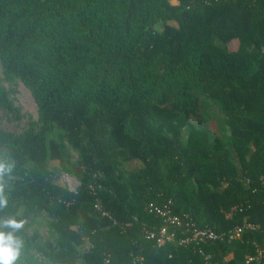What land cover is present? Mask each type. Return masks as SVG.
<instances>
[{
  "label": "trees",
  "instance_id": "obj_1",
  "mask_svg": "<svg viewBox=\"0 0 264 264\" xmlns=\"http://www.w3.org/2000/svg\"><path fill=\"white\" fill-rule=\"evenodd\" d=\"M0 61L42 121L26 138L0 130L15 161L0 217L25 220L22 238L44 213L57 234L26 249L54 264H264V0H0ZM198 93L229 146L202 127L182 140ZM55 126L80 153L75 189L47 162ZM157 207L217 239L148 238L165 223Z\"/></svg>",
  "mask_w": 264,
  "mask_h": 264
},
{
  "label": "rangeland",
  "instance_id": "obj_2",
  "mask_svg": "<svg viewBox=\"0 0 264 264\" xmlns=\"http://www.w3.org/2000/svg\"><path fill=\"white\" fill-rule=\"evenodd\" d=\"M171 1L173 3L177 2V0ZM1 91L5 92L10 105L6 106L0 103V130L23 138L36 134L42 125V121L33 94L19 77L7 75L0 61ZM195 100V107L188 118V124L181 130L182 140H187L192 127H202L208 130L213 138L219 139L223 144L229 146L230 127L224 123L223 112L219 110L211 99L202 96L200 93L196 95ZM61 131L62 129L55 126L54 129L46 133L47 162L49 167H60L61 175L57 180L58 183L68 185L72 189H75L80 181L70 172V169L72 164H75L80 157V153L66 139L60 138ZM84 132L85 129L83 128L84 141L86 142L87 137ZM53 141L57 143L60 157L52 155V147L50 144ZM137 164H141L140 159L127 161L125 164L123 163V168L129 169L131 166L133 167ZM35 233L37 234L36 241L42 244H48L57 238V234L50 227L49 218L44 213L26 225L22 240L25 241L26 238L32 237ZM85 247L86 245H83V248ZM18 264L54 263L36 249H26L24 244Z\"/></svg>",
  "mask_w": 264,
  "mask_h": 264
},
{
  "label": "clouds",
  "instance_id": "obj_3",
  "mask_svg": "<svg viewBox=\"0 0 264 264\" xmlns=\"http://www.w3.org/2000/svg\"><path fill=\"white\" fill-rule=\"evenodd\" d=\"M15 161L0 157V210L8 206L5 177H10ZM25 220L15 216L0 217V264H18L24 241L17 235L24 229Z\"/></svg>",
  "mask_w": 264,
  "mask_h": 264
},
{
  "label": "built area",
  "instance_id": "obj_4",
  "mask_svg": "<svg viewBox=\"0 0 264 264\" xmlns=\"http://www.w3.org/2000/svg\"><path fill=\"white\" fill-rule=\"evenodd\" d=\"M156 212L162 215L165 219V223L162 224L159 228L148 229L146 228V236L151 239H156L159 243H162L165 239L167 240H178L181 243L191 242V241H214L217 239L218 235L211 229L206 228H190L182 225L180 219L170 214L168 208H155ZM181 228V231L186 234V236L180 237V239H176L175 232L170 231L169 227ZM240 228H235L234 232L238 235ZM264 252V248L260 250ZM205 264H214L209 255H205Z\"/></svg>",
  "mask_w": 264,
  "mask_h": 264
}]
</instances>
